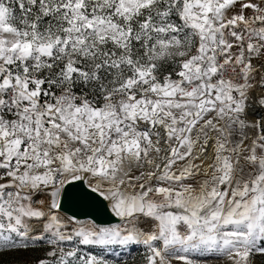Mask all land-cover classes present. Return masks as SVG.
Listing matches in <instances>:
<instances>
[{"label": "snow or ice", "instance_id": "obj_1", "mask_svg": "<svg viewBox=\"0 0 264 264\" xmlns=\"http://www.w3.org/2000/svg\"><path fill=\"white\" fill-rule=\"evenodd\" d=\"M0 264H264V0H0Z\"/></svg>", "mask_w": 264, "mask_h": 264}]
</instances>
